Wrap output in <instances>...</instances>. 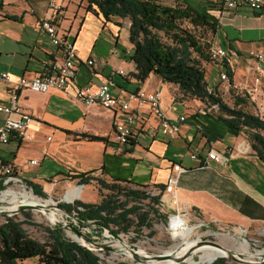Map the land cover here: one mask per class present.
Masks as SVG:
<instances>
[{
	"label": "crops",
	"instance_id": "0c3cea01",
	"mask_svg": "<svg viewBox=\"0 0 264 264\" xmlns=\"http://www.w3.org/2000/svg\"><path fill=\"white\" fill-rule=\"evenodd\" d=\"M50 1L0 0V73L7 72L11 78H0V105L10 103V90L18 77L43 74L50 62L60 59L59 50L37 27L48 16ZM56 1L63 5L54 17L60 35L74 41L81 60L95 58L97 62L93 66L81 62L74 82L66 90L18 91L19 106L39 119L41 125L30 127L34 135L31 140L11 136L7 143L0 144V162L10 164L23 181L38 184L48 194L66 182L78 180L80 177L75 176L82 174L154 191L158 184L164 185L171 165L179 164L185 171L175 184L176 201L164 206L180 207L211 225L262 229L264 158L253 151L244 131L224 124L217 117L216 104L178 99L177 86L160 81L153 73L143 81L137 80L135 64L129 59L132 45L127 19L104 20L87 11L84 0ZM187 1L199 7L206 0ZM217 23L210 40L233 56L229 80L236 88H231V92L245 101L237 107L264 120V57L259 71L248 60L251 51H264V4L259 11L245 5L221 11ZM204 68L214 71V82H208L209 87L217 85L225 90L224 82L219 80V68L211 61L204 62ZM255 71L260 72V84L252 80ZM103 81L109 82L115 94L120 88L159 90L161 107L169 118L186 116L179 133L174 137L149 136L147 124L156 125L157 119L147 108H141L142 122L135 127L133 146L120 144L114 130L115 112L100 106L86 108L75 97L78 87ZM245 87L251 97L244 93ZM3 119L0 112V125ZM244 143L248 144L245 153H233ZM212 149L224 155L225 162L207 158ZM194 152L197 158L192 159L190 154ZM52 179L57 180L55 185ZM78 185L82 190L87 186ZM15 264H37V258Z\"/></svg>",
	"mask_w": 264,
	"mask_h": 264
},
{
	"label": "trees",
	"instance_id": "16d2710c",
	"mask_svg": "<svg viewBox=\"0 0 264 264\" xmlns=\"http://www.w3.org/2000/svg\"><path fill=\"white\" fill-rule=\"evenodd\" d=\"M84 1L85 9L95 16L100 15L104 20L118 17L129 21L128 39L132 45L129 59L135 64L137 80L143 81L153 73L160 81L177 86L180 100L194 98L205 104H216L217 117L227 126L243 130L253 151L264 158V120L237 107L245 102L240 97L234 96L232 107L222 102L217 85L209 87L205 77L204 62L211 61L208 56L211 40L202 42L196 29L204 28L210 34L215 31L217 17L209 12V8L219 7V0H206L199 7L192 6L187 0H173V5H165L161 0ZM228 76L231 77L229 71ZM133 144L134 141H130V147ZM75 177L84 180L89 175ZM25 183L34 194L45 196L38 184ZM98 184L99 189L109 191L99 203L87 206L76 200L71 204H59L60 207L68 213L75 212L81 220H94L101 227L111 228L115 233H127L133 227L139 232L140 228H151L155 218L166 220L167 216L159 211V194L152 195L145 186L102 179H98ZM158 188L162 190L164 185L158 184ZM3 189L0 181V191ZM22 212L29 217L28 212ZM25 221L16 218L15 214L4 216L0 223V264H15L32 257L37 258V264H100L94 252L66 237L62 228L47 227L46 240L39 241L23 229ZM223 261L218 258L214 263L222 264ZM112 264L137 263L116 261Z\"/></svg>",
	"mask_w": 264,
	"mask_h": 264
},
{
	"label": "built area",
	"instance_id": "2783aa9c",
	"mask_svg": "<svg viewBox=\"0 0 264 264\" xmlns=\"http://www.w3.org/2000/svg\"><path fill=\"white\" fill-rule=\"evenodd\" d=\"M219 3V7L209 8V12L217 18L221 11L235 9L242 5L249 7L253 11H259L264 4V0H219ZM48 6V16L41 19L37 27L47 35L50 43L59 50L60 59L59 61L50 62L43 74H37L32 77L20 76L16 79L14 86L10 90V103L6 106L0 105V112L4 114L3 122L0 125V144L7 143L11 136L31 140L34 135L30 131V127H39L41 125L39 119L23 110L17 103L18 91L20 89L26 88L35 92H46L49 89L66 90L74 82L77 67L81 62L87 66H93L97 62L95 58L81 60L78 56L74 41L60 35L58 27L54 22V17L62 9V3L51 0ZM208 56L211 62L219 68V80L224 82L225 90L229 91L231 88H236L234 84L230 83L228 76V71L232 70L231 61L233 56H228L227 49L211 42L208 49ZM263 57L264 51H251L248 60L251 63H255L256 69L259 71ZM45 65L43 63V67H46ZM118 72L123 73L122 70H118ZM260 76V72L252 76L255 84H260ZM0 78L6 81H10L11 79L7 72H1ZM243 90L244 93H248V97L252 96L248 88L245 87ZM251 91H253V87ZM75 97L86 108L100 106L115 112L117 117L114 123L115 135L117 141L123 145H129L130 141H134L135 127L141 126L142 122L139 119L142 114V111H140L141 108H147L148 113L157 119L156 125L147 124L148 134L151 137H155L156 135L174 137L179 133L181 124L186 120L184 114L175 118H169L165 114L161 107V94L159 90L137 89L135 91H126L120 88L118 93L115 94L111 92L109 82L103 81L98 85L87 84L83 87H78L75 92ZM47 139H50V137H47ZM247 149V143L239 144L233 153L242 154ZM190 157L195 159L197 158V154L195 152L191 153ZM207 158L215 162H225L226 160L224 155L213 149L207 152ZM35 162V160H30V163ZM184 171L179 164H172L171 173L164 182V188L162 190L157 188L154 191H150L152 195L159 194L160 207L166 203L176 201L175 184L180 173ZM0 181L4 186V189L0 193L9 189L10 185L19 186L21 190L28 187L10 164L2 162H0ZM51 183L55 185L57 180L52 179ZM17 200L16 198L15 203H22ZM55 209L58 211V208ZM78 209L81 210L82 208L78 207ZM59 211L62 212L61 210ZM72 213L74 214V224L76 225L74 227V239L72 240L94 252L99 257L100 264H104L99 256L101 252H107L104 249L108 250L107 248H109V250L111 249L114 252L121 251L129 257L131 256L130 251L134 252L128 246V241L124 238V233H115L111 228L101 227L94 220H81L75 217V212ZM170 215L168 217L169 219ZM55 221L57 222V220Z\"/></svg>",
	"mask_w": 264,
	"mask_h": 264
},
{
	"label": "rangeland",
	"instance_id": "374dc122",
	"mask_svg": "<svg viewBox=\"0 0 264 264\" xmlns=\"http://www.w3.org/2000/svg\"><path fill=\"white\" fill-rule=\"evenodd\" d=\"M161 2L165 5H173V0H161ZM184 24H187L186 22ZM189 26V25H188ZM197 35H200V39L202 42L210 41L211 34L204 28L196 29ZM209 62V61H208ZM205 77L209 84L214 82V71L211 69H205ZM219 91V98L222 102L232 105L233 98L235 94L228 90H223V87L220 86L218 89ZM203 108L206 110L207 106ZM85 183L87 186L83 188L79 196L75 197L72 201H66L63 196L67 189L71 187H78V184ZM82 188V187H81ZM20 187L16 185H10L9 189L5 190V192L10 194H20ZM27 190H30V187H27ZM33 192V191H32ZM50 193H45V196H38L41 200H45L50 198L53 204H50L48 207H34V209H27L24 210L28 212L29 217L26 218L23 212H17L16 218L19 220H27L25 223L22 224L23 229L27 232L28 235L31 237L39 240L44 241L47 238L48 232L46 230L47 227H59L62 228L63 233L66 237L74 239V233L76 226L74 224V214L67 213L64 209L60 208L62 204H71L74 203L76 200H82V202L86 203L87 206H93L99 203L102 198L107 196L106 194L109 193L107 189H99L98 179L95 177L84 178L81 180H74L72 182H66L64 185L54 188ZM1 195V193H0ZM9 197L4 200L0 201V210L2 209H9L7 200ZM18 202H24L23 199L17 198ZM55 203L56 206H53ZM60 204V205H59ZM59 208L58 211L55 208ZM61 210L62 212H60ZM159 211L165 214L166 220H161L159 218H155L153 221V225L151 228H140L139 232H136L134 227L131 228L127 233H124V238L128 241V246L134 250V252L138 253L144 258L146 261H138L135 260L131 254V256H127L125 253L121 251H112L111 249L107 248L108 250L105 253L101 252L99 256L103 260L104 264H111L116 261H126V262H135L137 264H156L158 262L155 258H149L146 256L150 255H161L163 250L169 248L173 244L179 241L175 231L171 227L172 220L175 216H184L185 223L194 226V229L190 235V238L195 239L199 237L200 241L209 240L215 241L220 245L231 246L232 240L228 238L227 235H232L235 237L236 240H243L245 239L249 245V249L252 255H248L247 253H242L235 251L234 249L230 250L231 253L240 259H245L248 261L247 263L240 262L237 260H233L231 258L226 257H218L223 258L224 261L222 264H264V252L260 255H255L254 253L257 250H261L264 248V227L262 229L253 231L251 229H244L238 226H218V225H211L205 223L204 221L195 218L193 214H187L185 210H182L180 207L178 209H172L168 206H162L159 208ZM59 215H58V214ZM10 214V212H0V223L4 221V216ZM55 214V215H54ZM172 214V215H170ZM49 215H54V220H49ZM170 215V219L168 218ZM57 220V222L55 221ZM55 221V222H54ZM53 222V223H52ZM200 224V225H199ZM137 229V228H136ZM153 231V233H151ZM122 233V232H121ZM239 238V239H238ZM113 249V248H112ZM115 250V249H114ZM132 253V251H130ZM142 258V257H141ZM218 258L213 260L210 263H202V264H219L214 263ZM194 259H197V256H194ZM154 262V263H153ZM177 264H188L185 261H178Z\"/></svg>",
	"mask_w": 264,
	"mask_h": 264
},
{
	"label": "bare ground",
	"instance_id": "6f19581e",
	"mask_svg": "<svg viewBox=\"0 0 264 264\" xmlns=\"http://www.w3.org/2000/svg\"><path fill=\"white\" fill-rule=\"evenodd\" d=\"M26 189L20 190V194H10L3 191L0 195V201H4L9 197L7 204L13 205L8 206L7 208L11 209H15V200L20 197L23 199L24 203L30 204L34 207L38 206L43 208L52 204V200L50 198L41 200L38 196L34 195L31 190ZM80 193L81 189L79 187H72L67 190L63 197L66 201H70L79 196ZM49 220L53 221L54 215H49ZM171 227L175 231L179 241L163 250L161 255L165 258L158 260L156 264H177L178 261H185L188 264L210 263L218 257L228 256V252H231L230 250L232 249L252 255L249 249L250 244H248L245 239L238 241L232 235H227L228 238L233 241L231 246L220 245L222 247H216L212 245L199 244V237H196L195 239L190 238L194 226L186 224L184 216H175L172 220ZM262 252H264V248L257 250L254 254L260 255ZM194 256H197V259H194ZM146 257H148V259L153 258L152 256Z\"/></svg>",
	"mask_w": 264,
	"mask_h": 264
},
{
	"label": "water",
	"instance_id": "95a60500",
	"mask_svg": "<svg viewBox=\"0 0 264 264\" xmlns=\"http://www.w3.org/2000/svg\"><path fill=\"white\" fill-rule=\"evenodd\" d=\"M79 188H80V186H79ZM31 191H32V189H31ZM34 195H36V194H34ZM8 205H10V204H8ZM15 205H16L15 209H11V210H9V209H7V210L2 209V210H0V212H10V214H8V216H10V215L16 214L19 211L21 212V211H24V210H27V209H34V206H31L30 204H27V203H24V202H22V203H15ZM53 206H56L55 203H54ZM60 208L62 209V207H60ZM70 214H72V213H70ZM75 217L78 218L76 215H75ZM199 244H205V245H212V246H216V247H222V246H220L219 243H217L215 241H209V240L200 241ZM131 254H132V256H133V258L135 260H138V261H146V258H144L143 256H141L142 257L141 258L140 255L138 253H136V252H133L132 251ZM150 256H152L153 258H155L157 260H161V259L165 258L163 255H150ZM228 256H229L228 258H231L233 260H237V261L244 262V263H247L248 262L245 259H240V258L235 257L231 252H228Z\"/></svg>",
	"mask_w": 264,
	"mask_h": 264
}]
</instances>
